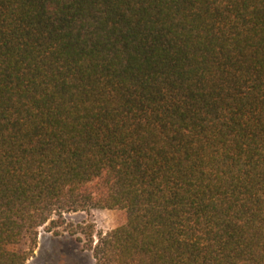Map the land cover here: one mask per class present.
<instances>
[{
  "label": "trees",
  "instance_id": "16d2710c",
  "mask_svg": "<svg viewBox=\"0 0 264 264\" xmlns=\"http://www.w3.org/2000/svg\"><path fill=\"white\" fill-rule=\"evenodd\" d=\"M96 208L94 264H264V0H0V264Z\"/></svg>",
  "mask_w": 264,
  "mask_h": 264
},
{
  "label": "rangeland",
  "instance_id": "374dc122",
  "mask_svg": "<svg viewBox=\"0 0 264 264\" xmlns=\"http://www.w3.org/2000/svg\"><path fill=\"white\" fill-rule=\"evenodd\" d=\"M63 221L58 227L48 222L38 229L37 245L26 264H94L88 249L90 238L94 245L99 234L104 235L123 224L125 212L96 208L65 213Z\"/></svg>",
  "mask_w": 264,
  "mask_h": 264
}]
</instances>
